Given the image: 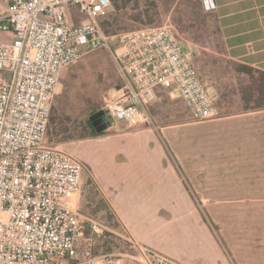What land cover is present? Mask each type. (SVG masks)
Wrapping results in <instances>:
<instances>
[{"label":"built area","instance_id":"built-area-1","mask_svg":"<svg viewBox=\"0 0 264 264\" xmlns=\"http://www.w3.org/2000/svg\"><path fill=\"white\" fill-rule=\"evenodd\" d=\"M0 30V264H127L94 256L84 222L72 201L81 190L84 165L47 141V130L64 68L87 52L106 50L124 85L105 99L114 121L140 125L156 89L176 90L196 121L219 116L216 99L183 49L171 24L108 34L98 19L111 0H8ZM205 11L214 0H199ZM84 19L75 24L68 6ZM142 264H178L132 237Z\"/></svg>","mask_w":264,"mask_h":264},{"label":"rangeland","instance_id":"rangeland-1","mask_svg":"<svg viewBox=\"0 0 264 264\" xmlns=\"http://www.w3.org/2000/svg\"><path fill=\"white\" fill-rule=\"evenodd\" d=\"M117 5L121 6L117 11L109 9V14L113 13L112 15L98 19L102 27L116 34L171 24L181 40L183 49L215 97L219 109L218 117L196 121L189 110L177 103V100H170L165 92H159L158 95L162 97L155 100L157 108L151 109V118L143 126L172 124L176 127V123H188V126L172 130L175 136H165L169 130L159 128V132H162L168 141L174 139L183 145L182 152L185 153L194 150L204 153L211 148L220 150L223 144L213 145L212 141L210 145L206 133L211 131H206L203 125L237 115L246 106L242 94L245 93L247 98H250L254 86L249 78L250 74L243 72L238 63L225 57L211 12L205 11L199 0H124L118 1ZM69 18L73 23L79 24L84 16L77 7H72ZM105 51L87 52L78 61L63 69L53 101L47 141L78 157L84 165L81 190L72 201L85 218L101 225V232L97 234L90 227V221L84 222L85 234L91 238L93 255L123 258L127 264H142L137 258L138 251L128 240L131 236L103 196L99 177H95L96 169L100 170L105 160L114 152L111 147L115 141L132 137L130 132L138 129L109 117L108 127L100 132H97L90 123L91 115L104 110L105 99L118 97L121 94L119 89L124 85L122 76ZM254 75L257 76L256 73ZM253 103L252 101L249 104ZM250 110H258L264 115L263 106ZM94 132L96 134L91 136L90 134ZM114 132L129 134L117 137L112 136ZM195 136L198 139L197 144L189 145L190 139ZM129 147L132 153L136 152L134 144H130ZM225 149L226 145L218 154L224 153ZM170 153L174 154V151L170 149ZM235 163L238 166L242 164ZM246 164L255 166L250 175L243 176L239 172L240 169L238 172H231V176L228 177V172L222 170L217 176L206 179L208 184L202 181L201 186L208 189L206 194L210 197V207L204 211V216L213 234L221 238V227L225 225L226 232L229 230L234 237L230 247L235 255L239 256L241 264H254V251L255 246L259 244V238L255 240L253 219L255 211H260L256 207L264 205V177L257 174L260 171L264 172V160ZM104 174L101 183L107 190L105 182L109 181L110 172H102V176ZM197 197L199 198L198 194ZM262 210L264 217V209ZM238 237L241 243L236 242ZM65 264H79V260H68Z\"/></svg>","mask_w":264,"mask_h":264},{"label":"crops","instance_id":"crops-1","mask_svg":"<svg viewBox=\"0 0 264 264\" xmlns=\"http://www.w3.org/2000/svg\"><path fill=\"white\" fill-rule=\"evenodd\" d=\"M214 2L216 7L211 14L225 57L264 71V0ZM8 6V0H0V21ZM67 11L69 15L71 6ZM10 39V32L0 30V42ZM159 92H165L168 99L177 100L188 109L176 90L157 88L155 100L162 97ZM155 100L143 110V122L136 126L135 132H130L132 137L115 141L111 147L114 152L100 170L96 169L95 177L100 179L103 196L135 241L178 264H241L230 247L234 239L232 233L226 232L223 225L221 238L217 237L205 219L210 197L201 182L208 184L206 179L217 176L222 170L228 172V177L240 169L243 176L251 174L255 166L246 163L264 160V115L243 107L235 116L208 122L203 125L206 131H211L206 133L207 141L210 145L212 141L213 145L223 144L220 150L185 153L183 145L174 139L171 142L165 139L159 128L169 130L165 136H175L172 130L188 123H176V127L172 124L143 126L151 118V109L157 108ZM125 134L129 132H114L112 136ZM125 140L128 141L123 143ZM197 141L195 136L189 145ZM130 144H134L136 152H131ZM225 145L224 153L218 154ZM235 162L242 164L238 166ZM102 172H110V179L105 182L107 190L101 183L105 177ZM258 173L264 177V172ZM256 208L260 211H255L253 232L259 244L255 246L253 260L254 264H264V205ZM236 242L241 243L239 237Z\"/></svg>","mask_w":264,"mask_h":264},{"label":"trees","instance_id":"trees-1","mask_svg":"<svg viewBox=\"0 0 264 264\" xmlns=\"http://www.w3.org/2000/svg\"><path fill=\"white\" fill-rule=\"evenodd\" d=\"M118 1L123 2L124 0H112V2H111V7L113 8L112 10L117 11L118 9H120L119 7H121V6L117 5ZM72 7H75V6L71 5V9H72ZM110 10H111V8H110ZM109 11L107 13L108 15L106 14L102 17H106V16L109 17L110 15L113 14V13L109 14ZM101 27H102V25H101ZM102 28L106 33L113 34V33H110V31H106L104 27H102ZM238 64L242 67L243 72H247L250 74L249 78L251 79L252 86H254V92L252 93V96L250 98H247L245 93L242 94V100L245 101V103H246L245 108L246 109H258V108H261L262 106L264 107V71H261V70H258V69L252 68L250 66L240 64V63H238ZM254 73H256L257 76H255ZM252 101L254 103L252 105H250L249 103ZM95 134L96 133L94 132V133H91L90 135L93 136Z\"/></svg>","mask_w":264,"mask_h":264},{"label":"flooded vegetation","instance_id":"flooded-vegetation-1","mask_svg":"<svg viewBox=\"0 0 264 264\" xmlns=\"http://www.w3.org/2000/svg\"><path fill=\"white\" fill-rule=\"evenodd\" d=\"M107 113L105 112L102 116H96V117H93L91 120H90V123L92 125L93 128H96V127H100L102 124L104 123H107ZM108 124V123H107Z\"/></svg>","mask_w":264,"mask_h":264},{"label":"water","instance_id":"water-1","mask_svg":"<svg viewBox=\"0 0 264 264\" xmlns=\"http://www.w3.org/2000/svg\"><path fill=\"white\" fill-rule=\"evenodd\" d=\"M104 113H105L104 110L99 111V112H97V113L91 115L89 119L91 120L93 117H96V116H98V115H99V116H102ZM107 127H108V124H107V123H104V124H102L100 127H96L95 130H96L97 132H100V131H102L103 129H105V128H107Z\"/></svg>","mask_w":264,"mask_h":264}]
</instances>
